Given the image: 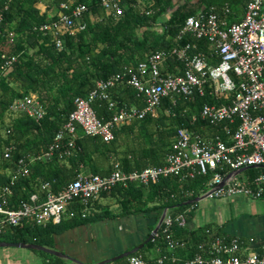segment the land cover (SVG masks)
<instances>
[{
	"label": "trees",
	"instance_id": "obj_1",
	"mask_svg": "<svg viewBox=\"0 0 264 264\" xmlns=\"http://www.w3.org/2000/svg\"><path fill=\"white\" fill-rule=\"evenodd\" d=\"M63 1L69 0H0V128L4 129V134L0 132V186L9 184V171L18 157L39 152L54 141L55 134L74 109V99L86 96L96 81L107 80L112 75L134 68L151 51L170 50L187 41L198 42V46L204 49V40L198 41L190 35L177 38L185 19L199 9L206 11L211 6L219 9L227 6L230 9L226 14L228 21H238L246 3V0H154L150 13L129 5L123 14L115 17L105 13L100 5L101 0H73L88 7L86 26L73 35L64 34L62 47L57 48L53 35L36 27L50 20L48 11L51 3L56 11ZM189 2L198 3V7L182 11L180 7ZM42 3L46 5L45 10L38 6H43ZM89 14L93 19L89 18ZM166 14L168 16L162 18ZM9 32L14 33L12 38L8 37ZM3 54L8 58L15 57L7 71L3 68ZM182 68V62L173 56L168 57L165 71L178 72ZM32 93L45 110L40 119L9 112V105L14 99ZM110 94L118 107L144 105L138 91L125 81L111 87ZM174 101L165 98L156 111L114 127V138L110 141H104L99 135L76 137L74 147H70L71 153L59 156L62 144L64 152L68 145L65 137L57 143L58 147L50 159L32 163L28 173L11 185L10 203L29 200L32 194L43 198L41 184L44 182H48L50 189L57 192L73 180L82 168L88 173L105 176L112 170L114 162H118L124 170L163 165L178 128L198 130L200 126H205L200 117L201 106L206 102H215L207 93H194L191 97L177 95ZM91 105L99 118H109L111 111L107 100L98 98ZM6 145L13 146L9 158L4 157ZM260 170L251 167L247 172L253 175ZM206 179L207 176H197L182 181L176 176L167 175L148 185H117L100 194L101 197L116 198L117 212L107 205L96 203L90 213L82 217L81 206L71 204L69 210L74 212L72 216L67 213L58 222L45 225L26 222L21 226L8 227L0 233V240L56 248L55 236L67 229L103 218L139 213H153L154 222L149 227L151 231L164 208H168L172 214L182 212L187 223L194 216L195 203L182 202L199 195L205 188ZM168 233L170 239L179 242L175 249H169L168 238L159 229L153 239L132 255H141L148 261L147 264H156L154 260L157 256L173 254L176 260H167L165 264H182L200 252L201 244L215 237L226 241L235 237L214 222L195 228L174 222ZM34 251L43 255L44 264H67L64 258L41 250ZM106 264L128 263L123 257Z\"/></svg>",
	"mask_w": 264,
	"mask_h": 264
},
{
	"label": "built area",
	"instance_id": "obj_2",
	"mask_svg": "<svg viewBox=\"0 0 264 264\" xmlns=\"http://www.w3.org/2000/svg\"><path fill=\"white\" fill-rule=\"evenodd\" d=\"M153 3L154 0L100 1L105 13L115 17L123 14L129 5L150 13ZM88 11L83 3L63 1L49 16L50 20L36 28L50 32L56 47L61 48L64 34L73 35L85 28ZM229 12L227 6L220 9L211 6L206 11L199 9L185 19L177 38L190 35L198 41L204 40V49L198 42L187 41L170 50L151 51L134 68L107 80H98L86 96H77L74 109L55 134L54 141L39 152L18 157L9 171V184L0 186V233L26 222L39 225L58 222L64 214H74L69 210L71 204L80 205L81 216L85 217L103 191L132 183L148 185L167 175L182 181L207 176L205 188L199 194H207V197L264 198V0H246L238 21L229 22L226 16ZM13 35V32L8 33L9 38ZM169 56L183 63L180 71H165ZM2 57L3 68L7 71L15 57L8 58L4 54ZM124 81L141 95L143 107L116 106L110 88ZM194 93H207L215 101L201 106L200 117L206 125L198 130L178 128L163 165L124 170L114 162L112 170L105 176L79 171L57 192L44 182L41 184L43 198L32 194L29 200L10 203L11 185L28 173L32 163L50 159L57 143L65 137L68 145L64 152L62 144L59 156L71 153L78 129L86 135H99L104 141H110L114 138V127L156 111L163 99L170 98L175 103V96L191 97ZM98 98L108 101L111 114L106 120L99 118L91 105ZM8 110L13 114L24 113L35 120L45 113L33 93L14 99ZM12 149L13 146L6 145L4 157L9 158ZM248 166L261 170L251 175L247 172ZM242 168L246 169L240 170ZM174 222L182 226L187 224L182 212L172 214L167 209L159 229L168 238L171 250L179 245L178 241L169 238L168 230ZM167 260L173 262L176 257L161 254L154 262L165 264ZM126 262L147 264L148 261L141 255L130 254L126 256ZM182 264H264V243L255 249L237 236L227 241L215 237L201 244L200 252Z\"/></svg>",
	"mask_w": 264,
	"mask_h": 264
},
{
	"label": "crops",
	"instance_id": "obj_3",
	"mask_svg": "<svg viewBox=\"0 0 264 264\" xmlns=\"http://www.w3.org/2000/svg\"><path fill=\"white\" fill-rule=\"evenodd\" d=\"M42 4L43 7L41 10H45L46 5L44 3ZM48 12L49 16L54 13L52 11ZM82 135H84L83 131L78 129L77 137ZM80 171L86 172L83 168ZM240 196L242 195H232L227 196L226 198L220 197L219 199H222L223 201L229 200L230 205L233 202L240 201L242 197H245ZM106 197L100 196L96 199L95 204L98 203L104 205ZM245 199H247L245 201L247 203L241 206V208L228 206L229 208H223L224 211H222L223 209L220 210L217 219L203 220V222L197 220L196 222H193V216L190 220L193 224L187 226L189 228H195L199 225L214 222L221 225L223 231L227 234L242 237L250 247L258 249L264 243V198L250 199L246 197ZM151 215L152 217H150ZM138 216L143 218L140 220V226L136 225L135 222V218ZM110 219H115V221L118 220L117 224H108L107 220ZM153 222V213L130 214L118 218H103L93 223L67 229L64 233L56 235V245L58 244L60 250H64L63 252L80 259L85 263L93 264L115 256L116 254L132 248L134 245L143 241ZM94 224H96V226H94ZM105 230V239H100L101 242L99 241V243H96L95 236L99 235L96 232L102 234ZM116 239L119 241V246L115 248L112 247L111 250H108L107 245L112 244Z\"/></svg>",
	"mask_w": 264,
	"mask_h": 264
},
{
	"label": "rangeland",
	"instance_id": "obj_4",
	"mask_svg": "<svg viewBox=\"0 0 264 264\" xmlns=\"http://www.w3.org/2000/svg\"><path fill=\"white\" fill-rule=\"evenodd\" d=\"M40 8H42L43 6L38 5ZM51 7L49 11L55 12V9L53 8V5L51 3L50 5ZM198 7V3H192L189 2L187 3L185 6L180 7L182 11H188V10H192L194 8ZM168 16V14H166L165 16H163L162 18H166ZM157 28H159V25H157ZM137 30L138 33H140L141 31L138 29ZM0 132L2 134H4V129L0 128ZM242 197V196H240ZM220 197H205L199 201H197L195 203V210H194V218H193V222L199 220L200 222L203 220H212V219H217L218 214L220 212V210H222L223 208H229L230 206H232L233 208H241V206L245 205L247 202H245L247 199H245L246 197H242L240 201H236L233 202L232 204L229 205V200H222L219 199ZM222 198H226V197H222ZM228 202V203H226ZM109 206L112 210L117 211L118 210V203L115 197H106L105 199V204ZM229 206V207H228ZM237 210V209H235ZM224 211V209L222 210ZM152 217V215L150 216ZM118 218V217H116ZM136 219V225L140 226V220L143 219L142 217L138 216L135 218ZM108 224L112 225V224H117V221H115V219H110L107 220ZM187 222V225L191 226L193 224V222ZM94 226H96V224H94ZM97 231V230H96ZM150 231V229H149ZM64 233V232H63ZM97 236H95V242L99 243V241L101 242L100 239H105L104 237L106 236V230L102 232V234L100 232H96ZM123 233V232H122ZM62 234V233H61ZM109 236V234H108ZM1 238V237H0ZM97 239V240H96ZM119 246V241L118 239H116L112 244H108L107 245V249L111 250V248H115ZM56 247L58 249H60L59 245L57 244ZM64 249V248H61ZM106 250V249H105ZM107 250V251H108ZM64 251V250H62ZM67 264H77L73 261L70 260H66ZM0 264H44L43 261V255L40 254L38 251H34L32 249L29 248H23V247H14V246H1L0 247Z\"/></svg>",
	"mask_w": 264,
	"mask_h": 264
},
{
	"label": "water",
	"instance_id": "obj_5",
	"mask_svg": "<svg viewBox=\"0 0 264 264\" xmlns=\"http://www.w3.org/2000/svg\"><path fill=\"white\" fill-rule=\"evenodd\" d=\"M246 168H251V166H248ZM246 168H242L240 170H244ZM240 170H237L236 172L240 171ZM207 197V194H201V195H197L195 196L194 198L192 199H188L184 202H182V204H190V203H196L197 201L203 199ZM168 208H164L160 217L158 218L157 222L154 224L153 228L151 229L149 235L141 242H139L138 244L134 245L132 248H129L119 254H116L115 256H112L110 258H107V259H104V260H101L99 262H96V263H93V264H106V263H110L112 261H115L117 259H120V258H123V257H126L134 252H136L137 250L141 249L145 243H147L149 240L153 239L155 237V235L157 234L158 232V229L160 227V224L163 220V217L166 213V210ZM1 246H14V247H23V248H29V249H32V250H41V251H45V252H48V253H51L55 256H58V257H61V258H64L66 260H70V261H73L77 264H89V263H85L83 262L82 260L80 259H77L65 252H63L62 250L58 249V248H51V247H47V246H43V245H40V244H35V243H25V242H21V241H5V240H0V247Z\"/></svg>",
	"mask_w": 264,
	"mask_h": 264
}]
</instances>
